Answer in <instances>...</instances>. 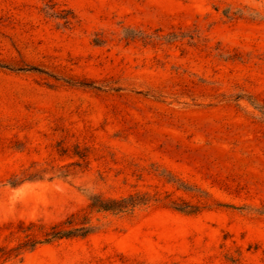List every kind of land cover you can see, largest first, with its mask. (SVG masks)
<instances>
[{
  "label": "rangeland",
  "instance_id": "obj_1",
  "mask_svg": "<svg viewBox=\"0 0 264 264\" xmlns=\"http://www.w3.org/2000/svg\"><path fill=\"white\" fill-rule=\"evenodd\" d=\"M72 215L0 264H264V0H0V247Z\"/></svg>",
  "mask_w": 264,
  "mask_h": 264
},
{
  "label": "trees",
  "instance_id": "obj_2",
  "mask_svg": "<svg viewBox=\"0 0 264 264\" xmlns=\"http://www.w3.org/2000/svg\"><path fill=\"white\" fill-rule=\"evenodd\" d=\"M66 23L69 21L66 19ZM21 70V69H19ZM36 70V69H33ZM81 159L85 158V155H78ZM37 178L34 174H23V176H14L11 178L10 185L18 186L26 181H33ZM91 204L90 209L96 210L98 212H113L120 213L124 211L132 210L138 206L146 205L148 203L147 198H139L138 196H130L123 199H103L101 196H93L90 198ZM171 208L186 213V214H196L198 209L194 206L188 205L186 203L177 204L173 202ZM68 222L62 224L54 225L50 230L44 232L41 238H31L27 241L19 244L17 247L5 249L0 247V259L5 261L23 259V254L25 252L33 251L40 244H49L62 239L70 238H85L95 231V228L89 224V217L84 216L79 221V227L65 228L64 225H71L73 221L70 219H77V215H72L68 218Z\"/></svg>",
  "mask_w": 264,
  "mask_h": 264
}]
</instances>
